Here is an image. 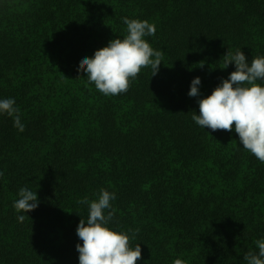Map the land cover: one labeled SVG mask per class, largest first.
<instances>
[{
    "label": "trees",
    "instance_id": "obj_1",
    "mask_svg": "<svg viewBox=\"0 0 264 264\" xmlns=\"http://www.w3.org/2000/svg\"><path fill=\"white\" fill-rule=\"evenodd\" d=\"M125 16L155 25L144 39L161 64L104 95L78 61L123 38ZM237 48L264 56V0H0V98L24 124L0 115V264H78L80 201L100 188L116 195L109 227L140 245L135 264H246L264 236V162L235 132L196 125L186 94L197 76L210 94ZM20 187L39 201L23 222Z\"/></svg>",
    "mask_w": 264,
    "mask_h": 264
},
{
    "label": "clouds",
    "instance_id": "obj_2",
    "mask_svg": "<svg viewBox=\"0 0 264 264\" xmlns=\"http://www.w3.org/2000/svg\"><path fill=\"white\" fill-rule=\"evenodd\" d=\"M121 21L126 26V35L110 39L105 46L94 50L91 57L81 56L77 65L78 71L82 70L104 95L127 91L130 79H135L142 67L150 66L151 75H155L161 64V51L153 49L144 39L155 33V25L126 16ZM230 63L234 70L226 79L221 78L206 96L200 92V78L191 79L186 94L197 98L199 110V114L192 111L191 119L203 129L207 126L213 131L235 132L239 145L264 162V56L246 59L241 48H237L223 55V68ZM5 114L12 118L13 127L23 132L24 124L14 98H0V115ZM115 199V193L100 188L95 199L85 197L80 201L87 206V216L80 218L75 228L76 236L82 241L75 244L78 264H135L140 259L139 243L134 246L129 243L134 238V235L130 237L132 230L109 227L113 215L110 201ZM38 204L36 191L20 187L13 201L14 210L20 213L17 221L23 222L26 213ZM253 243L255 248L247 251L243 260L246 264H264V236ZM172 264H185V261L176 258Z\"/></svg>",
    "mask_w": 264,
    "mask_h": 264
}]
</instances>
